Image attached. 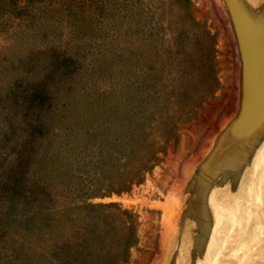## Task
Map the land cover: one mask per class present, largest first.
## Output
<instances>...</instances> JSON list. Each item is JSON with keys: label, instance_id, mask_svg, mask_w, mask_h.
I'll return each instance as SVG.
<instances>
[{"label": "rangeland", "instance_id": "rangeland-1", "mask_svg": "<svg viewBox=\"0 0 264 264\" xmlns=\"http://www.w3.org/2000/svg\"><path fill=\"white\" fill-rule=\"evenodd\" d=\"M133 4L165 55L129 80L55 21L0 33V264H264V0ZM132 134L162 146L126 187Z\"/></svg>", "mask_w": 264, "mask_h": 264}, {"label": "trees", "instance_id": "trees-1", "mask_svg": "<svg viewBox=\"0 0 264 264\" xmlns=\"http://www.w3.org/2000/svg\"><path fill=\"white\" fill-rule=\"evenodd\" d=\"M144 10L133 4V0H0V33L7 35L4 41L16 38L17 31L12 32L15 28H28L38 35L44 32V24L48 26L55 21L60 24L58 27L68 28L74 40H95L94 45H89L88 51V55H92L89 62L95 66L94 72L107 70L109 67L122 68L125 71L124 79L129 80L128 72L141 62V57L144 63H148V70L153 71L155 67L152 64L156 65L158 57L165 55L163 45L159 49L154 44L158 41L152 37L154 26ZM129 87L131 86L126 87L124 101L119 105L123 112H127L126 107H130L135 96L134 90L129 94ZM91 105L95 106L94 103ZM138 136L132 134L129 140L131 151L123 159L128 158L133 163L129 164L128 169L126 165L122 168L119 178L121 186L131 187L139 183L161 152L159 149L162 144L158 146L156 142L145 138L139 141ZM93 137L94 133L89 132L85 149L98 147L91 142L90 138ZM101 146V152L106 151L107 155L115 152L113 148L106 149L108 145L104 142H101L99 148ZM119 147L127 149L124 145ZM72 204L71 200L67 212H55V249H60L59 245L63 240H74L77 234L75 215L69 209ZM89 206L86 205L91 208ZM64 208L65 206H61V210Z\"/></svg>", "mask_w": 264, "mask_h": 264}]
</instances>
